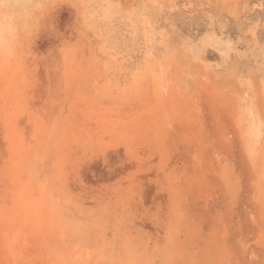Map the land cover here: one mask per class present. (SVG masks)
<instances>
[{
	"label": "rangeland",
	"instance_id": "1",
	"mask_svg": "<svg viewBox=\"0 0 264 264\" xmlns=\"http://www.w3.org/2000/svg\"><path fill=\"white\" fill-rule=\"evenodd\" d=\"M0 264H264V0H0Z\"/></svg>",
	"mask_w": 264,
	"mask_h": 264
}]
</instances>
